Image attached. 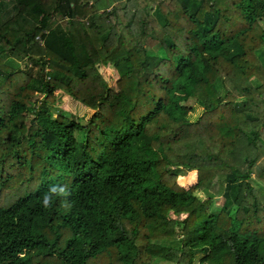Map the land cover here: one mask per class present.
I'll list each match as a JSON object with an SVG mask.
<instances>
[{"label": "trees", "instance_id": "16d2710c", "mask_svg": "<svg viewBox=\"0 0 264 264\" xmlns=\"http://www.w3.org/2000/svg\"><path fill=\"white\" fill-rule=\"evenodd\" d=\"M11 1L15 14L0 17V264H264V0ZM56 9L64 25L50 21ZM50 88L92 109L86 122L52 117ZM188 98L202 107L195 120ZM53 185L68 206H43Z\"/></svg>", "mask_w": 264, "mask_h": 264}, {"label": "rangeland", "instance_id": "374dc122", "mask_svg": "<svg viewBox=\"0 0 264 264\" xmlns=\"http://www.w3.org/2000/svg\"><path fill=\"white\" fill-rule=\"evenodd\" d=\"M96 0H87L86 1V5H92L93 3H95ZM83 3H85V0H79L78 4L79 6H82ZM70 6H73V2L70 1ZM101 9L98 10V12H100ZM16 12V8H15V4L13 1L11 0H6L4 1L1 5H0V17H1V21L4 22L7 18L11 17L13 14H15ZM152 15L155 17V19L159 22L162 21L161 15L158 14L157 12H153ZM50 21L53 23H58L61 25H64L67 22V18L65 16H63V14H61V10L56 9L54 10V12L51 14L50 16ZM144 46L145 49L148 53L153 54L156 52L157 50V43L156 41H152V40H146L144 42ZM19 65L22 67V69L25 71H28L29 69V73H33L35 74V70L36 68L31 67L29 64H27L26 67H24L25 64V60H20ZM31 68V70H30ZM46 70V69H45ZM98 73L102 76V78L105 80V82L107 83V85L109 87H111L113 89L114 92H117V89L115 87V81L117 79V75L114 71V69L111 67V65L109 64H99L97 67ZM47 71V70H46ZM252 84L256 85L257 82L255 80L251 81ZM52 95H53V102L51 104H47L46 107L47 109L50 108V113L52 117H55L57 113H59L60 115H63L65 113H69L72 115V118L75 121H78L81 124H84L86 122V120L89 118L90 114L93 112L92 109H89L88 107L83 106L81 103L75 101L74 99H72L71 97H69L67 94H65L64 92H62L61 90L58 91H54L50 88ZM43 97L42 94L38 95V101L39 99ZM40 103L37 102V104ZM183 104H185L188 107V112L186 117H188L189 120H195L198 118V116L201 114L202 112V107L200 105H198L195 100L188 98L186 99L184 102H182ZM31 115L30 114H25V123L26 125H28L29 123V119H31ZM84 132L80 131L75 133L76 138H83ZM185 171H183L182 169L177 171V177H176V182L178 180L179 177H184V176H179V174H183ZM179 176V177H178ZM178 183V182H177ZM189 185H187L188 187ZM195 195L200 197L201 199H204L205 196L202 192L200 191H196ZM222 207V198L221 197H214L213 201L211 203L210 206V211L215 214L218 212V210ZM164 244L169 247V248H177L179 246L178 241H174V242H164ZM198 257L195 258V260L192 262V264H205V263H200L197 261ZM151 264H172L170 262H167L165 260L162 259H158V260H153L151 262Z\"/></svg>", "mask_w": 264, "mask_h": 264}, {"label": "clouds", "instance_id": "9594fccd", "mask_svg": "<svg viewBox=\"0 0 264 264\" xmlns=\"http://www.w3.org/2000/svg\"><path fill=\"white\" fill-rule=\"evenodd\" d=\"M68 195H69V193H68L66 186H64V185H53L49 189V192L45 193L43 196V206L45 208L50 207L54 198H64L62 200V204L64 206H68L67 200H66V197Z\"/></svg>", "mask_w": 264, "mask_h": 264}, {"label": "built area", "instance_id": "2783aa9c", "mask_svg": "<svg viewBox=\"0 0 264 264\" xmlns=\"http://www.w3.org/2000/svg\"><path fill=\"white\" fill-rule=\"evenodd\" d=\"M43 33L46 32L45 30L42 31ZM34 41L37 43V44H41L42 43V37H41V34H36L34 36Z\"/></svg>", "mask_w": 264, "mask_h": 264}, {"label": "crops", "instance_id": "0c3cea01", "mask_svg": "<svg viewBox=\"0 0 264 264\" xmlns=\"http://www.w3.org/2000/svg\"><path fill=\"white\" fill-rule=\"evenodd\" d=\"M188 173V172H187ZM180 176H184V175H180ZM179 177V176H178ZM196 178V177H195Z\"/></svg>", "mask_w": 264, "mask_h": 264}]
</instances>
